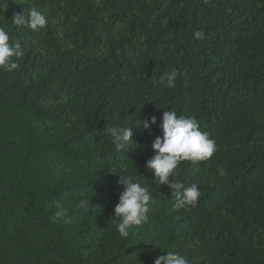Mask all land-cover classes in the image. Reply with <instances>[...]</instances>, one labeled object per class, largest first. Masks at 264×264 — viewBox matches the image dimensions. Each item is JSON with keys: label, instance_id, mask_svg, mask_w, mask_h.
Returning a JSON list of instances; mask_svg holds the SVG:
<instances>
[{"label": "trees", "instance_id": "16d2710c", "mask_svg": "<svg viewBox=\"0 0 264 264\" xmlns=\"http://www.w3.org/2000/svg\"><path fill=\"white\" fill-rule=\"evenodd\" d=\"M32 9L46 26L30 27ZM0 28L23 53L0 68V264H154L168 251L264 264V0H0ZM169 110L218 145L178 167L199 186L195 207L175 208L145 167ZM129 127L117 151L108 129ZM126 174L152 200L121 238ZM57 204L67 215L53 223Z\"/></svg>", "mask_w": 264, "mask_h": 264}, {"label": "clouds", "instance_id": "9594fccd", "mask_svg": "<svg viewBox=\"0 0 264 264\" xmlns=\"http://www.w3.org/2000/svg\"><path fill=\"white\" fill-rule=\"evenodd\" d=\"M14 23L23 25L26 19L23 14L13 16ZM32 29L43 28L48 20L42 12L32 9L27 21ZM195 38L203 39L204 33L196 31ZM21 45L17 41L10 43V36L3 28H0V68L12 71L17 64L12 57L22 55ZM174 75V73L172 74ZM168 86L172 87V78H168ZM155 115L143 121L145 129L156 125ZM162 136H157L152 141L151 147L154 155L146 161V169H150L152 175L158 179L159 184L167 185L176 196L175 208L185 206L195 207L201 197L199 186L192 183L190 186L177 181L178 167L182 161H206L218 151L215 139L210 138L207 131L201 130L194 118L178 115L176 111H165L159 123ZM108 131L112 135V143L117 151L124 150L132 141L131 128H111ZM220 175H224V169H219ZM142 175V174H141ZM171 178V179H170ZM118 184L123 187L119 193L118 203L114 207V216L118 218L117 231L121 238H127L133 226L141 225L148 219L150 211L151 191L140 176L126 174L120 176ZM57 211L51 217L53 223L64 219L67 210L57 204ZM154 264H188L185 256L178 252L168 251L165 255L157 257Z\"/></svg>", "mask_w": 264, "mask_h": 264}]
</instances>
